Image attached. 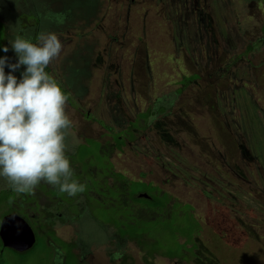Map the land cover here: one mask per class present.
Returning a JSON list of instances; mask_svg holds the SVG:
<instances>
[{
  "label": "rangeland",
  "instance_id": "1",
  "mask_svg": "<svg viewBox=\"0 0 264 264\" xmlns=\"http://www.w3.org/2000/svg\"><path fill=\"white\" fill-rule=\"evenodd\" d=\"M0 4L16 8L0 14L8 36L0 44V58L17 63L9 43L17 35L39 44L41 32H52L62 44L46 73L67 97L65 112L72 127L66 133V152L85 136L109 140L122 149L108 143L105 153H94L91 164L102 172L99 176L110 173L112 165L130 181L152 182L174 201L192 206L200 226L194 237L198 247L187 245L180 259H145L136 245L126 244L123 251L136 264H264V44L246 54L248 45L263 40L264 3L97 0L94 8L77 11L86 18L70 19L74 16L67 13L58 27L38 11L62 13L64 0ZM24 71L21 66L13 72L18 81ZM191 75L199 78L185 87L182 81ZM150 109L149 120L135 123ZM149 191L156 189L142 183L133 189ZM19 195L0 177V202ZM139 201L154 204L148 195ZM8 211L0 206V221ZM124 211L133 215L132 208ZM144 217L145 230L159 219ZM71 233L59 231L64 238ZM43 242L38 236L24 253L5 250L0 264H49ZM162 242L166 248L170 244ZM106 252H116V246ZM106 252L105 247L96 250L92 264H120Z\"/></svg>",
  "mask_w": 264,
  "mask_h": 264
},
{
  "label": "flooded vegetation",
  "instance_id": "2",
  "mask_svg": "<svg viewBox=\"0 0 264 264\" xmlns=\"http://www.w3.org/2000/svg\"><path fill=\"white\" fill-rule=\"evenodd\" d=\"M258 2L260 3V1ZM263 29L264 16L259 27L263 40L257 39V42L262 44H264ZM135 123L138 124L139 120H135ZM134 131L132 129V134ZM132 138L135 139V136L132 135ZM133 139L131 142H133ZM127 142L128 140L124 144ZM108 143L110 146L112 145L109 140L103 143L97 138L85 136L83 142L73 145L72 151L65 153L73 171L72 179L86 186L83 193H78L74 197L69 196L67 193L60 192L56 186L41 181L40 183L46 184H39L31 193L26 195L21 193V195L15 196L11 200L6 199L0 202V206L8 207L9 209L8 213L2 216V219L9 214L16 213L19 216L22 214V218L26 220L33 230L35 239L37 240L38 236H43L44 248L50 255L49 264H68L70 262L67 257L68 254L76 257L75 264H92L95 251L100 247H105L106 252L111 245L116 246V252L120 251L122 253V258L119 260L120 264H124L122 260L125 259L126 264H136V260L128 253H125L123 248L126 244H134L138 250L142 253L143 251L137 243L130 240L128 234L123 235L121 232L123 233L127 230L128 232H133L139 228H144L146 223V216L144 217V215L149 216L148 218L151 221H154V216L162 215L158 208H153L139 201L141 198L139 195L142 193L133 192L134 187L142 183L148 185L151 189H156V191L145 193L146 196H149V200L154 198V194L159 193L160 196L158 195V197H162L164 200V194L169 193L162 190L159 185L154 186L152 182L142 180L130 181L125 175L114 172L111 164V172L107 175L99 176L102 172L91 164L92 158L94 159V153L99 149L105 153L107 151L105 147H108L106 145ZM97 144H99L100 148L97 147ZM93 146L96 148L94 149ZM111 147L117 150L122 149L118 148L116 144ZM111 154L112 152L107 153L109 163ZM169 196L170 200L164 208L166 210L170 206L172 207L174 204L179 203L174 201L171 195ZM129 208L133 209V215L127 216L124 210H129ZM166 214H168V211ZM124 216H127L126 220ZM115 223L119 224V229ZM60 229H68L73 231V233L64 238L59 235ZM141 238L145 242L148 240V236L145 235ZM196 247L197 245L195 244ZM5 250L12 251V249L3 247L0 240V253ZM13 252L17 253L14 250ZM113 253L106 252L110 261L114 260Z\"/></svg>",
  "mask_w": 264,
  "mask_h": 264
},
{
  "label": "clouds",
  "instance_id": "3",
  "mask_svg": "<svg viewBox=\"0 0 264 264\" xmlns=\"http://www.w3.org/2000/svg\"><path fill=\"white\" fill-rule=\"evenodd\" d=\"M37 39L39 44H33L17 35L9 41L17 63L0 58V177L17 193L32 192L44 181L74 197L86 186L72 179L65 154L66 133L72 127L65 112L67 97L45 72L62 44L52 32H41ZM21 66L25 71L18 81L12 73ZM5 67L10 69L7 75ZM121 258L120 251L113 253L114 260Z\"/></svg>",
  "mask_w": 264,
  "mask_h": 264
},
{
  "label": "trees",
  "instance_id": "4",
  "mask_svg": "<svg viewBox=\"0 0 264 264\" xmlns=\"http://www.w3.org/2000/svg\"><path fill=\"white\" fill-rule=\"evenodd\" d=\"M65 5L62 7L63 11L62 13H54V12H48L46 9H43L41 11H38V14L42 19H47L51 21L52 23L57 24V27L60 26V24L65 20L66 14L69 13V15L74 16L71 17L70 19H74L78 15L81 18H86V16H82L81 14L83 11L77 12L80 10V8L87 7L90 5L94 8L95 2L97 0H85L82 3H76L74 0H64ZM91 1V2H90ZM253 1V0H252ZM256 1V0H255ZM262 3H264L263 0H257ZM5 5V4H4ZM48 5V4H46ZM4 10L9 11L12 13L13 11H16L15 7H10L4 8L2 7V4H0V14ZM18 13V12H17ZM84 15V13H83ZM20 15L17 14V22L20 27ZM0 44L3 42H6L7 36V28H6V23L4 19L0 15ZM31 27H28L27 30H30ZM4 30V33H3ZM21 30V29H20ZM19 30V31H20ZM264 30V29H263ZM23 32V31H22ZM32 37L29 38V41H32ZM261 42H255L252 43L251 45H248L246 48V54L251 53L255 50V48L258 45H261ZM1 53V52H0ZM47 71V67L45 68V72ZM199 77L197 76H189L187 78H184L182 83L186 87V85L189 82H193L194 80L198 79ZM183 89L180 88L177 91V94L180 93ZM152 110L150 109L149 111L143 113L142 115H139L138 120H144L145 122L152 117ZM158 195L159 194H154V198L151 199L149 202H154L153 206L150 204H147L153 208H158V211L162 215H158L159 219L155 220L153 223H150L149 226H147L148 230H145V226L142 229L134 230L133 232H121V234L126 235L128 234V237L130 240H133L135 243H137L138 246H140V249L144 253V258H152L156 255L162 256V257H167L170 259H180L185 257V248L187 245H192L190 248L191 250L195 247L194 244V237L195 235L199 232L200 226L199 223L196 221V219L193 216V209L192 206L189 204H182V203H176L170 208L164 209L166 207V203L169 202L170 196L169 194H164L165 196V203L163 199H159ZM178 207V208H177ZM168 211V214L166 212ZM171 213V214H170ZM167 215L166 217L163 215ZM116 216V215H115ZM117 223V222H116ZM116 227L119 229L120 226L119 224H116ZM148 236V240L145 242L144 240H141L142 236ZM179 239H183V242H180ZM168 242V247L166 248L164 246V243L162 242ZM143 243H145L143 245ZM197 245V244H196ZM145 247V248H144ZM198 247V245H197ZM183 253L185 256H183ZM69 258L68 264H75L76 262V257L72 254H68L67 256ZM144 259V261H146ZM124 264H126V259L122 260ZM242 261H239L237 264H241ZM65 264V263H64Z\"/></svg>",
  "mask_w": 264,
  "mask_h": 264
},
{
  "label": "water",
  "instance_id": "5",
  "mask_svg": "<svg viewBox=\"0 0 264 264\" xmlns=\"http://www.w3.org/2000/svg\"><path fill=\"white\" fill-rule=\"evenodd\" d=\"M140 197H147L140 194ZM0 240L3 247L24 253L35 245V235L26 220L16 213L3 217L0 225Z\"/></svg>",
  "mask_w": 264,
  "mask_h": 264
},
{
  "label": "crops",
  "instance_id": "6",
  "mask_svg": "<svg viewBox=\"0 0 264 264\" xmlns=\"http://www.w3.org/2000/svg\"><path fill=\"white\" fill-rule=\"evenodd\" d=\"M6 43V42H5ZM9 63V62H8ZM7 69H8V67H7ZM5 74L7 75V72H6V67H5ZM13 75L15 74V73H12Z\"/></svg>",
  "mask_w": 264,
  "mask_h": 264
}]
</instances>
